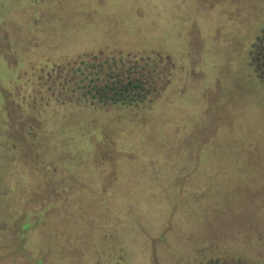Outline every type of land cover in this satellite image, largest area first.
<instances>
[{
  "label": "rangeland",
  "instance_id": "374dc122",
  "mask_svg": "<svg viewBox=\"0 0 264 264\" xmlns=\"http://www.w3.org/2000/svg\"><path fill=\"white\" fill-rule=\"evenodd\" d=\"M3 3L0 264H264V0Z\"/></svg>",
  "mask_w": 264,
  "mask_h": 264
},
{
  "label": "trees",
  "instance_id": "16d2710c",
  "mask_svg": "<svg viewBox=\"0 0 264 264\" xmlns=\"http://www.w3.org/2000/svg\"><path fill=\"white\" fill-rule=\"evenodd\" d=\"M251 55L253 67L255 68L259 79L264 82V39H262V37L259 38L258 44H255L253 46ZM80 64V67L72 72L73 75H76L78 77V80L72 82L74 86L72 92H80V98L90 97V99H92V103H94V99H99V101L106 103L104 101V98H107L108 95L104 94L111 90V88L107 84L99 83L102 82V78L107 77L108 73L104 74L101 70H96L93 73L92 69H97L96 66L91 63H86L85 61L80 62ZM69 81L70 80L68 79L67 83ZM140 88L141 87L139 86L133 87L134 92L132 94H134L135 96H139L140 94H137L136 91ZM25 232L27 231H23L22 235H24Z\"/></svg>",
  "mask_w": 264,
  "mask_h": 264
},
{
  "label": "flooded vegetation",
  "instance_id": "af4514ba",
  "mask_svg": "<svg viewBox=\"0 0 264 264\" xmlns=\"http://www.w3.org/2000/svg\"><path fill=\"white\" fill-rule=\"evenodd\" d=\"M19 2V1H18ZM0 5H4L5 4H0ZM0 9H2L0 7ZM4 12L0 10V19H2V17H4ZM128 56H132L133 54L131 52L127 53ZM110 56V54H109ZM113 56V55H112ZM2 60L4 61V65H7V62H5L6 60L2 58ZM112 59L108 58L107 61V65L111 66V61ZM120 62L116 64H114L113 66H118L121 64L122 66H126L127 63L124 62L123 60H119ZM251 61H252V55H251ZM109 62V63H108ZM136 66V65H135ZM133 68H136V67ZM138 66V65H137ZM133 68L132 67H128L127 70H131L130 72L133 73ZM254 69V67H253ZM118 70V69H116ZM112 70L110 69L107 78L109 80H104L105 83L103 82L102 84H107L108 86H110L111 90H109L107 93H105L104 95H108L107 98H104V101L106 102V104H112L113 106H121V105H131L136 103V101H138V99H142V97H136L134 94H132L133 91V87H141V85L139 83H137L136 80L133 79H127V76H122V74H112ZM121 73V72H120ZM130 74V73H129ZM115 76V78H114ZM124 78V79H123ZM261 80V79H260ZM262 81V80H261ZM262 83H264L262 81ZM160 95V94H158ZM24 99V98H23ZM218 264H227V263H222V262H218ZM239 264V263H238Z\"/></svg>",
  "mask_w": 264,
  "mask_h": 264
}]
</instances>
